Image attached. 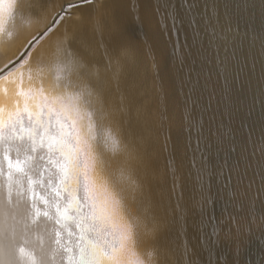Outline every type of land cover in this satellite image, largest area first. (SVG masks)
Instances as JSON below:
<instances>
[{
	"label": "water",
	"instance_id": "95a60500",
	"mask_svg": "<svg viewBox=\"0 0 264 264\" xmlns=\"http://www.w3.org/2000/svg\"><path fill=\"white\" fill-rule=\"evenodd\" d=\"M35 1L23 6L38 17L43 8H31ZM40 1L48 6L55 0ZM262 16L264 0H96L74 9L73 18L62 21L32 53L30 64L54 36L69 34L70 47L86 65L103 66L105 53L124 65L121 89L133 109L143 110L125 128V137L139 151L133 168L161 224L155 239L142 236L139 249H155L158 264H264V201L257 200L254 213L248 206L249 185L255 190L259 184L256 162L264 159L257 151L264 135L259 102L249 115L253 97H262L264 90V53L259 41L253 45L243 36L247 22L258 27ZM94 20L102 23L100 46L94 45L98 51L85 49L68 33L74 23ZM253 58L256 67L250 72L246 61ZM190 125L200 131L189 133ZM171 169L178 182L175 197ZM181 192L182 216L175 208ZM205 192L214 203L208 206L205 199L202 209ZM127 203L141 214L137 204ZM213 223L220 228L215 241L210 238ZM167 248L168 256H161Z\"/></svg>",
	"mask_w": 264,
	"mask_h": 264
},
{
	"label": "snow or ice",
	"instance_id": "6c2138e0",
	"mask_svg": "<svg viewBox=\"0 0 264 264\" xmlns=\"http://www.w3.org/2000/svg\"><path fill=\"white\" fill-rule=\"evenodd\" d=\"M95 3L96 0H69L68 3L54 6L55 19L51 15L48 17L52 24L43 34L37 32L32 35L13 59L0 65V81H15L16 95L20 98L13 109L0 107V142L11 143L27 138L31 142V152L46 150V163L53 179L48 182L51 199H45L43 203L51 205L56 224L66 232L67 238L63 244L66 264H131L132 259L136 264H143L134 250L136 238L144 236L155 239L161 224L152 213L144 185L131 166L133 161H140V155L126 139L125 128L133 118L140 119L143 110L140 107L133 109L121 89L124 65L119 59L105 53L103 66H88L65 40L57 45L58 56L63 59L56 63L54 75L47 85L40 70L33 75L27 67L32 53L62 21L73 18L74 9ZM15 5L16 0H0V34L5 32L3 14L7 12L10 19ZM57 7L59 11H56ZM93 26L98 33L102 29V23L98 20L93 21ZM243 36L250 39L253 45L259 41L264 53V16L258 27L249 20ZM123 55L130 54L125 50ZM256 62L255 58L251 63L246 61L250 72L255 69ZM261 74L264 77V65ZM0 91L6 89L0 85ZM257 102L264 110V90L262 97H253L249 115ZM245 127L252 130L246 123ZM192 131L199 132L200 129L190 125L189 133ZM228 133L230 129L226 131ZM257 151L264 155V135L259 140ZM114 161H120L115 168ZM7 163L10 170L15 167L24 172L27 161L17 160L13 165L12 160L8 159ZM192 166H196L195 160ZM255 167L259 184L255 190L251 184L248 189L251 193L248 206L252 213L257 200L264 201V159L257 160ZM170 171L174 177L171 197H175L178 186L176 171ZM24 174L28 175L26 172ZM11 175L9 171V179ZM28 179L31 184L32 178L29 176ZM197 179L202 177L198 176ZM82 184L86 192L84 200L79 195ZM200 187L203 188V184ZM66 195L68 199L65 201ZM229 196L235 197L236 193L229 192ZM181 198L182 192L177 197L175 208L182 216ZM205 199L208 206L214 203L205 192L200 200L202 209ZM129 200L137 204L141 214L133 213L127 203ZM243 206L240 204L237 207ZM44 215L47 216L48 212ZM260 219L264 221V215ZM211 220L213 218L209 217ZM252 222L255 223L254 215ZM234 223L239 231L238 222ZM205 226H208V222ZM244 230L251 232L248 226ZM219 233V226L213 223L210 238L215 241ZM60 235L57 231L56 236ZM57 243H60L59 239ZM20 251L23 252V249ZM184 256H187L186 250ZM155 262L158 264L156 259Z\"/></svg>",
	"mask_w": 264,
	"mask_h": 264
},
{
	"label": "bare ground",
	"instance_id": "6f19581e",
	"mask_svg": "<svg viewBox=\"0 0 264 264\" xmlns=\"http://www.w3.org/2000/svg\"><path fill=\"white\" fill-rule=\"evenodd\" d=\"M31 1L16 0L10 19L7 12L3 14L5 32L0 34V65L13 59L32 35L44 31L46 26L52 24L48 17L51 15L55 19V12L52 9L61 2V0H55L53 3L49 2L48 6H43L40 0L35 1L30 6L31 8L36 11L43 8L40 11L41 15L37 17L32 13V10L29 11L27 7L23 6L24 3L29 6ZM58 9L56 8V11H59ZM99 14L97 12V15ZM68 24H72V22L69 21ZM76 25L74 23L71 28L69 27L70 32L68 33H72L71 35H75L74 37L83 42L81 46L85 49L91 51L90 48H92L94 51H98L95 46H100L98 36H101V31L96 35L93 23L81 22ZM63 28L60 33H63ZM8 33H11L10 37ZM71 39L72 36L69 34L68 36H54L53 40L41 48L40 54L38 53L39 57H36L32 64L29 61L27 67L32 70L33 75L37 70H40L44 75L45 85L54 75L53 66L58 60L63 59L62 56H58L57 45L67 40L70 47ZM71 50L85 62L73 48ZM0 85L6 89V91H0V107L13 109L20 99L16 95L15 81H3ZM30 144L31 142L27 138L11 143L0 142V264H66V253L63 251V244L67 238L66 232L56 224L55 213L51 205L43 203V200L51 199L48 182L53 179L52 172L46 163L47 152L38 149L33 153L30 151ZM133 146L135 147V145ZM8 159L12 160L13 165L17 160L27 161L24 172L18 171L15 167L10 170ZM134 162L131 163L132 167ZM118 163L113 164V167L118 166ZM9 171L12 173L11 179L8 176ZM25 172L28 175H25ZM29 176L32 178L31 184ZM79 195L82 200L86 199L83 184ZM146 197L150 199L151 207H153L154 202L151 195L148 193ZM67 199L66 195L65 201ZM45 212H48L47 216L44 215ZM167 226L165 223L166 228ZM57 231L61 233L60 237L56 236ZM58 239L60 243H57ZM141 239L142 236L136 238L134 250L146 260V264H154L157 254H153L150 258L148 254L153 253V250L148 247L139 249L143 244ZM20 249H23V252ZM163 254L168 256V248L161 251V256H165ZM131 264H136V261L132 259Z\"/></svg>",
	"mask_w": 264,
	"mask_h": 264
},
{
	"label": "clouds",
	"instance_id": "9594fccd",
	"mask_svg": "<svg viewBox=\"0 0 264 264\" xmlns=\"http://www.w3.org/2000/svg\"><path fill=\"white\" fill-rule=\"evenodd\" d=\"M55 69H56V64L53 66V70H54V71H55ZM153 254H154V253H149V254H148V257H151ZM140 259L143 261V264H146V260H145L143 257L140 256Z\"/></svg>",
	"mask_w": 264,
	"mask_h": 264
}]
</instances>
